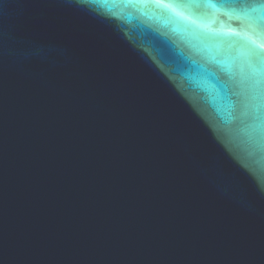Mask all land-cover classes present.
Here are the masks:
<instances>
[{"label": "water", "instance_id": "95a60500", "mask_svg": "<svg viewBox=\"0 0 264 264\" xmlns=\"http://www.w3.org/2000/svg\"><path fill=\"white\" fill-rule=\"evenodd\" d=\"M237 32L261 0H0V264H264Z\"/></svg>", "mask_w": 264, "mask_h": 264}, {"label": "snow or ice", "instance_id": "6c2138e0", "mask_svg": "<svg viewBox=\"0 0 264 264\" xmlns=\"http://www.w3.org/2000/svg\"><path fill=\"white\" fill-rule=\"evenodd\" d=\"M261 5H264V0H261ZM177 8L183 5L177 4ZM250 59L257 66L262 62V57L259 49L253 46L250 54ZM261 70L259 67L255 69L253 77L248 85V104L249 112L247 113L253 121L251 125V132L255 137L264 136V86L259 78Z\"/></svg>", "mask_w": 264, "mask_h": 264}, {"label": "bare ground", "instance_id": "6f19581e", "mask_svg": "<svg viewBox=\"0 0 264 264\" xmlns=\"http://www.w3.org/2000/svg\"><path fill=\"white\" fill-rule=\"evenodd\" d=\"M152 2L158 4V0H152ZM237 33H240V34L247 35V36L251 37V39H253L254 42H256L257 44H259V45L264 47V43L260 42L258 39L253 37L250 33H243V32H237Z\"/></svg>", "mask_w": 264, "mask_h": 264}]
</instances>
